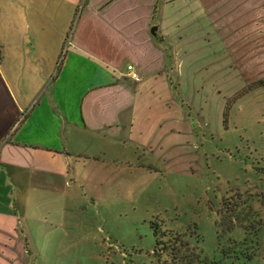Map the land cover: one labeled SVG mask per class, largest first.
Listing matches in <instances>:
<instances>
[{
	"label": "crops",
	"instance_id": "1",
	"mask_svg": "<svg viewBox=\"0 0 264 264\" xmlns=\"http://www.w3.org/2000/svg\"><path fill=\"white\" fill-rule=\"evenodd\" d=\"M225 84L264 86V0H0V264L69 262L80 192L170 174Z\"/></svg>",
	"mask_w": 264,
	"mask_h": 264
},
{
	"label": "rangeland",
	"instance_id": "2",
	"mask_svg": "<svg viewBox=\"0 0 264 264\" xmlns=\"http://www.w3.org/2000/svg\"><path fill=\"white\" fill-rule=\"evenodd\" d=\"M206 89L223 105L187 109L200 131L174 149L170 174L122 163L111 168L105 196L90 203L80 192L70 217L76 245L62 264H157L154 225L197 233L208 264H264V86Z\"/></svg>",
	"mask_w": 264,
	"mask_h": 264
},
{
	"label": "trees",
	"instance_id": "3",
	"mask_svg": "<svg viewBox=\"0 0 264 264\" xmlns=\"http://www.w3.org/2000/svg\"><path fill=\"white\" fill-rule=\"evenodd\" d=\"M60 66L61 60L58 61V70ZM227 109L228 107L224 111L225 120ZM153 233L155 238L153 257L157 264H208L199 247L200 240L195 237L197 233L190 228L185 233H174L161 231L158 225H154Z\"/></svg>",
	"mask_w": 264,
	"mask_h": 264
},
{
	"label": "built area",
	"instance_id": "4",
	"mask_svg": "<svg viewBox=\"0 0 264 264\" xmlns=\"http://www.w3.org/2000/svg\"><path fill=\"white\" fill-rule=\"evenodd\" d=\"M127 70L131 72V73H130V77H131L133 80H135V81H138V80H139V77H138L137 73H135V72L133 71V67H132V66H128V67H127Z\"/></svg>",
	"mask_w": 264,
	"mask_h": 264
},
{
	"label": "water",
	"instance_id": "5",
	"mask_svg": "<svg viewBox=\"0 0 264 264\" xmlns=\"http://www.w3.org/2000/svg\"><path fill=\"white\" fill-rule=\"evenodd\" d=\"M153 30H155V29H153Z\"/></svg>",
	"mask_w": 264,
	"mask_h": 264
}]
</instances>
